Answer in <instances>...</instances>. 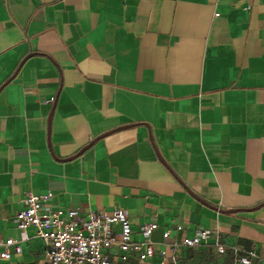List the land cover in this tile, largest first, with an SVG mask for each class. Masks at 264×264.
Segmentation results:
<instances>
[{
	"label": "crops",
	"instance_id": "obj_1",
	"mask_svg": "<svg viewBox=\"0 0 264 264\" xmlns=\"http://www.w3.org/2000/svg\"><path fill=\"white\" fill-rule=\"evenodd\" d=\"M29 192L264 264V0H0V240Z\"/></svg>",
	"mask_w": 264,
	"mask_h": 264
},
{
	"label": "built area",
	"instance_id": "obj_2",
	"mask_svg": "<svg viewBox=\"0 0 264 264\" xmlns=\"http://www.w3.org/2000/svg\"><path fill=\"white\" fill-rule=\"evenodd\" d=\"M52 198V192L27 194L24 208L13 218L22 235L0 240V260H11L14 253H22L24 242L29 239L27 229L35 226L37 236L44 242L45 264H166L167 250L158 251L151 238L159 227L158 222L141 224L139 233L143 238L138 239L125 208L82 214L77 208L47 207ZM171 235L170 228L164 231L165 238ZM209 236V230H199L193 235L174 238L170 246L175 250L195 248ZM216 248L220 254L233 251L232 264H253L252 255L240 254L237 246L218 241ZM159 254L162 256L160 260L157 259ZM177 255L172 256V261Z\"/></svg>",
	"mask_w": 264,
	"mask_h": 264
},
{
	"label": "rangeland",
	"instance_id": "obj_3",
	"mask_svg": "<svg viewBox=\"0 0 264 264\" xmlns=\"http://www.w3.org/2000/svg\"><path fill=\"white\" fill-rule=\"evenodd\" d=\"M40 243V241H38ZM42 249H39L41 252ZM218 256L211 251L204 249L202 246L188 249L187 253L179 254L170 264H217ZM34 264H45L44 258H40Z\"/></svg>",
	"mask_w": 264,
	"mask_h": 264
}]
</instances>
